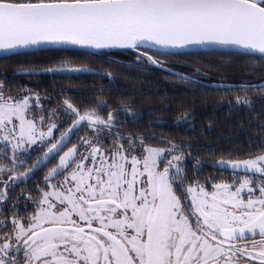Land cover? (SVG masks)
Listing matches in <instances>:
<instances>
[{
  "label": "snow or ice",
  "instance_id": "snow-or-ice-1",
  "mask_svg": "<svg viewBox=\"0 0 264 264\" xmlns=\"http://www.w3.org/2000/svg\"><path fill=\"white\" fill-rule=\"evenodd\" d=\"M114 52L169 72L200 52L264 68V0H0V264H264V141L204 161L103 88L81 101L8 80L9 61L13 76L112 80L86 61ZM189 66L172 74L198 85L205 66ZM213 87L243 92L230 108L264 94V82ZM169 110L148 125L191 128L194 108Z\"/></svg>",
  "mask_w": 264,
  "mask_h": 264
},
{
  "label": "trees",
  "instance_id": "trees-1",
  "mask_svg": "<svg viewBox=\"0 0 264 264\" xmlns=\"http://www.w3.org/2000/svg\"><path fill=\"white\" fill-rule=\"evenodd\" d=\"M48 55V53H35L27 59L31 60L33 56H41L42 62L36 64L42 65ZM21 59L25 58L21 57ZM87 62L100 71L108 69L119 74L123 79H117L115 83H120L121 86L114 90L109 79L94 74H83L70 80L46 75L47 80H44L39 88L51 90L62 84L64 89L79 90L77 96L83 99L92 98L103 88L104 94L109 99H128L141 112L148 113L154 107L170 106L165 117H173L175 112L178 114L181 104L191 106L195 110L196 117L193 122L194 130L187 129V126L171 128L165 125L162 127L167 131H177L178 134L175 135L177 139L190 143L193 149H208L211 161L217 159L221 153L227 154L234 149L242 152L250 151L251 148L258 149L259 142L264 141V135H260L261 128L259 127L264 123V94H261L259 89H249V95L254 101L252 109L246 106L230 108L226 101L234 99L236 94L242 95L243 92L239 89L229 91L213 87L221 78L231 84L264 82V68L262 67L257 66L255 70H252L247 65L241 64L237 58L221 52H200L189 57L187 61L169 63L168 67L172 69V72L180 73L191 72L189 64L192 62L204 65L202 71L207 72V75L197 76L196 80L199 81L197 85L195 82L188 83L160 67L136 63L132 56L119 52L112 53L110 60L100 58ZM207 65L221 67L209 69ZM6 68L10 86L17 83L29 85L25 75H12L16 68L13 62H7ZM4 71L5 66L0 63V79L4 78ZM94 85L98 86L94 87ZM113 90L117 95L112 96ZM128 91L137 93L129 95ZM158 100L162 102L161 105L155 104ZM230 132L240 133V135L225 137V134ZM252 141L256 143H251Z\"/></svg>",
  "mask_w": 264,
  "mask_h": 264
},
{
  "label": "flooded vegetation",
  "instance_id": "flooded-vegetation-1",
  "mask_svg": "<svg viewBox=\"0 0 264 264\" xmlns=\"http://www.w3.org/2000/svg\"><path fill=\"white\" fill-rule=\"evenodd\" d=\"M42 57L41 56H33V57H31V61H33L35 64L36 63H41L42 62ZM87 62V61H86ZM88 63V62H87ZM93 67V66H92ZM97 71H99V72H103V71H100V70H98L97 69ZM114 74V79H112V80H110L111 81V83H112V86H114V90L117 88H119L120 86H121V84L120 83H115L116 81H117V79L118 80H122L123 79V77H121L119 74H116V73H113ZM26 76V79H27V81H28V83H29V87H33V88H36L37 90H40V91H43V89H40L39 87H40V85L42 84V82L44 81V80H47V78L48 77H46V75H44V74H40V75H32V76H28V75H25ZM98 85H94V87H97ZM58 88H62V84L58 87ZM67 89V88H66ZM71 91H69V92H67L66 94H68V95H72V96H74V97H76L78 100H81V101H88V100H90V99H83V98H81V97H78L77 96V92L79 91V90H77L76 88H69ZM113 90V92H111V94H112V96H115V95H117L116 94V91H114ZM80 91H82V90H80ZM83 92V91H82ZM128 93H129V95H131V93L132 94H135V93H137V92H135V91H128ZM155 104H158V105H161L162 104V102L160 101V100H158V101H155ZM160 107H158V108H152V109H159ZM145 115H144V118H143V120H142V122H141V125H142V127H152V128H154L155 130H156V132H157V135H159L161 132H163V133H165V134H171V135H177L178 134V132L177 131H167V129L166 128H163L162 126H158V125H155V124H153V125H148V121H149V119H155V117H149L148 115H147V113L146 112H144V111H142ZM175 115H177V113L175 112ZM175 115H173V117H165V119H167V120H173L174 119V117H175ZM194 122V121H193ZM171 128H176V127H171ZM187 129H192V130H194V123L192 124V126H191V128H189V127H187ZM189 134V133H188ZM57 135H58V133H57ZM240 135V133H233V132H230V133H227V134H225V137H233V136H239ZM188 136H190V135H188ZM198 149H203V148H198ZM255 150H257V148H251L250 149V151H255ZM194 156H199L202 160H204V161H211V158H210V152H209V150L208 149H203L202 151H196V149H193V153H192ZM209 174H217V169H215V168H213V167H211L210 166V164H206L205 166H204V168H203V172H202V175H209ZM225 176H227L229 173L228 172H225V173H223ZM17 191H19V189H17Z\"/></svg>",
  "mask_w": 264,
  "mask_h": 264
}]
</instances>
